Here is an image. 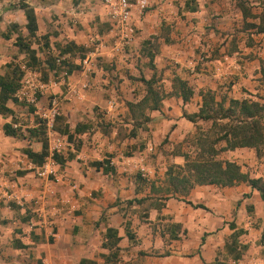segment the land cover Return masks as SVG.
<instances>
[{"label": "crops", "instance_id": "0c3cea01", "mask_svg": "<svg viewBox=\"0 0 264 264\" xmlns=\"http://www.w3.org/2000/svg\"><path fill=\"white\" fill-rule=\"evenodd\" d=\"M139 1L129 0L134 39L113 53L102 0H0V76L17 68L45 87L32 111L8 101L0 114V264H264V200L248 182L196 186L185 201L151 193L212 136L211 122L184 117L206 94L224 110L264 104V0H143L142 12ZM20 4L34 13L33 36ZM148 83L156 109L144 102ZM52 98L54 131L72 148L58 176L40 180L27 152L43 150L38 113ZM216 158L264 188V147Z\"/></svg>", "mask_w": 264, "mask_h": 264}, {"label": "trees", "instance_id": "16d2710c", "mask_svg": "<svg viewBox=\"0 0 264 264\" xmlns=\"http://www.w3.org/2000/svg\"><path fill=\"white\" fill-rule=\"evenodd\" d=\"M19 7L24 11L27 20L26 29L29 35L33 36L37 30L34 13L26 4H20ZM240 8H242L244 15L248 14L243 5L240 4ZM258 32H264V22L261 23ZM6 38L8 39V36ZM21 41V37L18 36L15 42L18 49L28 54L30 60L35 61L34 52L30 50L29 46L22 44ZM70 50L69 48L68 51ZM9 68L11 69V67ZM23 76L24 72L17 68H12L10 74L7 76H0V114L10 111L6 108L8 101L22 105L23 102H19L16 95L21 88ZM146 85L148 93L144 102H152V109H156L160 96L152 89L150 83ZM178 85L181 89L186 88V84L183 82H179ZM191 95L192 91L188 89L183 93V100H187ZM27 108L29 111H32V106L27 105ZM139 110H141V107ZM140 115L145 121L148 120L143 115V112H140ZM184 117L189 121L199 118L204 122H211L210 131L216 136L213 139L207 137L198 138L196 141V155L192 157L186 154L184 156L185 164L183 168L171 166L166 174L167 186L164 189H152L151 193L159 195L162 200L172 197L185 201L184 199L188 196L189 192L196 186L214 185L217 187H231L241 182H248L251 188L257 189L260 192L264 200V188L260 180L249 179L246 174L241 173L240 167L237 164L216 158L220 151L247 148L259 152V149L264 147V124L262 122L264 118V104L251 100H231L228 109L224 110L220 105H216L215 107L213 96L206 94L204 96V104L199 113L191 116L184 115ZM225 119L228 121L223 122ZM37 131L40 132L43 139V150L40 154L35 155L28 151L27 156L32 158L37 165H40L48 156V144L41 121L39 122ZM5 133L6 135H15L16 131L6 130ZM219 142L225 143V147L217 151L214 149V145ZM55 160L60 163L59 156H55ZM135 201L139 203L142 200ZM186 203L190 204L189 202ZM261 239L264 243V232Z\"/></svg>", "mask_w": 264, "mask_h": 264}, {"label": "built area", "instance_id": "2783aa9c", "mask_svg": "<svg viewBox=\"0 0 264 264\" xmlns=\"http://www.w3.org/2000/svg\"><path fill=\"white\" fill-rule=\"evenodd\" d=\"M103 5L108 10V17L111 24V31L115 36V45L112 47L113 53H120L128 48L135 36V29L132 23V5L129 0H102ZM138 9L142 12L147 8L145 1L137 3ZM90 55V54H89ZM55 63L61 66V59L57 58ZM87 65V62H85ZM26 70V68H22ZM64 72V76H65ZM44 85L34 83L29 78H23L21 88L17 92L19 102L27 105H34L44 90ZM41 124L44 128L45 138L49 142L48 156L42 164L32 168L33 175L40 180H53L58 176L59 163L55 160V156H61L64 150L71 149V144L65 137L57 135L54 126L59 117L58 100L52 98L45 110L38 113Z\"/></svg>", "mask_w": 264, "mask_h": 264}, {"label": "rangeland", "instance_id": "374dc122", "mask_svg": "<svg viewBox=\"0 0 264 264\" xmlns=\"http://www.w3.org/2000/svg\"><path fill=\"white\" fill-rule=\"evenodd\" d=\"M7 72V71H6ZM8 72H9V69H8ZM21 107H27V104L26 103H22V106ZM137 114H139L138 116H140V112H137ZM139 118V117H138ZM214 133L212 134V136L210 137V139H213L214 138ZM262 243V242H261ZM262 245H264V244H262Z\"/></svg>", "mask_w": 264, "mask_h": 264}]
</instances>
